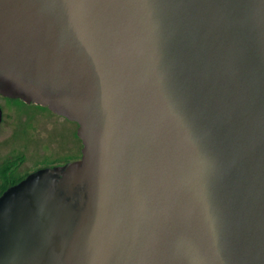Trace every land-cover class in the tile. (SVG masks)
Wrapping results in <instances>:
<instances>
[{"label": "water", "instance_id": "obj_1", "mask_svg": "<svg viewBox=\"0 0 264 264\" xmlns=\"http://www.w3.org/2000/svg\"><path fill=\"white\" fill-rule=\"evenodd\" d=\"M0 95L81 142L0 195V264H264V0H0Z\"/></svg>", "mask_w": 264, "mask_h": 264}, {"label": "rangeland", "instance_id": "obj_2", "mask_svg": "<svg viewBox=\"0 0 264 264\" xmlns=\"http://www.w3.org/2000/svg\"><path fill=\"white\" fill-rule=\"evenodd\" d=\"M0 168L22 156L11 178L80 157L76 124L36 104L0 96ZM3 178L0 177V184Z\"/></svg>", "mask_w": 264, "mask_h": 264}, {"label": "trees", "instance_id": "obj_3", "mask_svg": "<svg viewBox=\"0 0 264 264\" xmlns=\"http://www.w3.org/2000/svg\"><path fill=\"white\" fill-rule=\"evenodd\" d=\"M1 96V95H0ZM3 97V96H2ZM13 99V98H11ZM20 100V99H19ZM42 107V106H41ZM46 108V107H44ZM75 123V122H74ZM76 124V123H75ZM76 135V134H75ZM77 137V136H76ZM78 138V137H77ZM80 141V140H79ZM23 158L22 156H16L13 160L9 161L7 164L3 165L0 168V177L3 178V182L0 184V195L12 184L18 182L23 177H25L28 173L17 176L16 178H11L12 169L16 170L21 164Z\"/></svg>", "mask_w": 264, "mask_h": 264}, {"label": "flooded vegetation", "instance_id": "obj_4", "mask_svg": "<svg viewBox=\"0 0 264 264\" xmlns=\"http://www.w3.org/2000/svg\"><path fill=\"white\" fill-rule=\"evenodd\" d=\"M0 117H1V115H0ZM1 119V118H0Z\"/></svg>", "mask_w": 264, "mask_h": 264}]
</instances>
